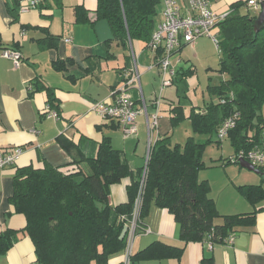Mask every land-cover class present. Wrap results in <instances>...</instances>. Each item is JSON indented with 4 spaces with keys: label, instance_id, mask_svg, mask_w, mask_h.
Masks as SVG:
<instances>
[{
    "label": "crops",
    "instance_id": "obj_1",
    "mask_svg": "<svg viewBox=\"0 0 264 264\" xmlns=\"http://www.w3.org/2000/svg\"><path fill=\"white\" fill-rule=\"evenodd\" d=\"M207 1L217 14L230 13L234 3H243L238 8L239 13L259 12L248 0ZM178 4L187 13L186 0H178ZM96 8V0H42L36 8L18 12V0H0V52L13 48L21 56L20 63L14 65L12 59L0 55V150L22 149L13 164L0 167V234L6 229L18 231L10 248L0 253V264H36L33 243L22 231L25 216L14 210L10 200L16 169L44 164L75 166L74 161L95 154L103 137H108L112 147L124 153L133 169L144 167L148 148L159 138L169 137L171 144L181 146L190 138L197 142L210 139L203 148V167L198 170L197 179L207 182V195L220 215H254L252 220L234 227L230 233L234 237L231 244L216 242L210 249L204 238L181 240L173 214L152 201L133 239L132 252L137 258L131 264H200L203 259H209L208 264H264V197L250 202L238 190L243 185H261L264 189V179L238 162L225 161L234 152L228 134L218 140L216 132H198L193 127L189 118L192 113L204 112L208 103L220 102V97L208 88L214 85H206L202 105L174 86L177 82L182 88L184 84L188 87L195 81L194 62L202 61L204 67L213 71L208 62L200 58L201 54H196V46L203 40L198 37L192 43H183L172 56L175 79L163 90L156 106L154 93L159 88L161 74L157 66L151 70H147V66L158 60L159 53L151 51L147 42L136 39L128 41L125 47L114 38L105 19H96ZM162 9L163 0H160L155 26L161 19ZM82 15L86 19H78ZM217 28L215 24L211 33L215 34ZM66 38L69 41H65ZM135 67L140 73L146 113L140 95L131 89L140 113L136 118V133L125 137L121 125L103 119L92 106L98 101L110 102ZM46 89L51 90L58 119L43 114L48 103ZM156 114L157 123L148 132V125ZM59 136L74 143V147L67 151L58 142ZM78 165L86 168L87 162ZM129 184L130 178L126 177L110 186L108 202L111 206L127 201ZM214 220L221 221L219 217ZM151 244H163L171 250L166 257L140 256ZM159 252L157 245L153 255ZM121 260L119 251L108 257L107 264H121Z\"/></svg>",
    "mask_w": 264,
    "mask_h": 264
},
{
    "label": "trees",
    "instance_id": "obj_2",
    "mask_svg": "<svg viewBox=\"0 0 264 264\" xmlns=\"http://www.w3.org/2000/svg\"><path fill=\"white\" fill-rule=\"evenodd\" d=\"M159 1L96 0V19H105L114 38L125 47L128 41L135 39L148 43L155 28ZM242 5L234 3L228 16L216 24L220 54L217 71L223 78L208 88L224 101L208 103L204 112L192 113L189 117L196 131L216 132L225 117L237 112L236 123L228 132L234 152L264 141L261 111L264 106V27L255 31L253 24L258 12L239 13ZM78 17L86 19L83 15ZM46 91L48 103L57 110L51 90ZM57 140L67 151L74 147V143L64 137L59 136ZM207 141L190 138L181 146L171 144L169 137L159 138L150 146L144 167L133 169L124 153L113 148L108 137H103L95 154L74 161L75 166L44 164L17 168L10 200L14 210L25 216L22 231L33 243L35 263L107 264L108 257L124 246L126 219L139 189L142 196L139 229L142 216L154 201L173 214L181 240L201 241L209 235L221 242L234 227L252 220L254 215H220L216 210L207 195V182L197 179ZM82 161L87 162L86 168L78 165ZM126 177L130 178L127 201L111 206L108 202L110 186ZM238 190L250 202L264 197L261 185H243ZM218 217L220 223L214 220ZM17 232L6 229L0 234V253L10 248L17 239ZM157 245L160 252L153 255ZM170 250L163 244H151L140 256L166 257ZM136 258L137 254H133L132 261ZM208 263L209 259L200 262Z\"/></svg>",
    "mask_w": 264,
    "mask_h": 264
},
{
    "label": "built area",
    "instance_id": "obj_3",
    "mask_svg": "<svg viewBox=\"0 0 264 264\" xmlns=\"http://www.w3.org/2000/svg\"><path fill=\"white\" fill-rule=\"evenodd\" d=\"M42 0H18V12H26L36 8ZM249 5L254 6L256 10H260L261 0H248ZM187 13H184L178 4V0H163V9L161 19L153 29L148 47L151 51L159 53V58L156 62L150 63L147 70H151L154 66L159 68L161 81L158 88V96L154 97V104L159 105L163 90L172 85L175 79V69L171 64L172 56L181 47V45L192 43L200 36L211 37L218 49V40L215 34L211 33L212 28L219 21L224 20L228 16L227 13L217 14L214 12L207 0H186ZM65 41H69L68 38ZM0 55L12 59L14 65H18L21 61L20 53L13 48H4ZM134 89L141 97L146 113V106L142 96L140 76L135 67L130 75H127L118 88L113 99L108 101H98L93 104L92 109L103 119H108L117 122L123 128L125 137L136 133V118L140 113V109L135 106L130 90ZM221 102L224 99H220ZM43 114L48 118H59L58 110L47 103L43 109ZM237 112L225 117L217 127L216 137L218 140H223L236 123ZM157 123V114L154 116L152 124L148 125V132L151 127ZM32 132H35L34 130ZM22 149L15 148L10 152L0 150V167L11 165L20 155ZM150 147L148 148L146 161L149 155ZM239 159H244L252 164L257 169L264 172V141L261 144L255 145L250 149H239L225 158L226 162L235 163ZM145 161V162H146ZM144 172L142 175L143 176ZM141 189L138 190L132 205L131 212L126 219L127 232L125 236L124 246L121 250V264L132 263V243L137 231L139 230L140 209H141ZM233 233L223 238L221 242L231 244L233 242ZM209 248L211 249L216 243L209 235L204 237Z\"/></svg>",
    "mask_w": 264,
    "mask_h": 264
},
{
    "label": "rangeland",
    "instance_id": "obj_4",
    "mask_svg": "<svg viewBox=\"0 0 264 264\" xmlns=\"http://www.w3.org/2000/svg\"><path fill=\"white\" fill-rule=\"evenodd\" d=\"M200 37L201 38H199V40L201 39V40H203V42H202V44L198 45V47L196 46V49H197L196 54H197V56L201 54L200 58L206 60L209 64V66H211L213 71H211L209 67H204L202 61H201V63L199 61H197L196 63L193 61L194 65H195V73H196L194 75V76H196L195 81L192 82L190 85L188 84L189 85L188 87H186L184 84L183 88H182V85H179L177 82H174V86H177L179 92H183V91L186 92L184 94V96H187L188 98L190 96L194 102H199V105H202L203 104L202 95L204 93H206V85L207 84L217 85L223 77L217 71L218 65H219L218 60H219L220 54H219V50L216 48V46L214 44V41L208 36H200ZM139 76H140V73H139ZM208 76H210V77H208ZM157 88L155 89V93H154L156 96H158V92H157L158 89ZM182 89H183V91H182ZM143 90H144L145 95H147V89H146L145 85H143ZM204 98L206 99L207 95H205ZM161 99H162V97H161ZM164 100H166V99H164ZM180 102L182 104H185L184 107H186V109H187V105H186L185 101L182 100ZM261 111L264 115V106H263ZM225 141L226 142H224V143H225V145H227V140L225 139ZM213 147H216V146L213 144Z\"/></svg>",
    "mask_w": 264,
    "mask_h": 264
},
{
    "label": "water",
    "instance_id": "obj_5",
    "mask_svg": "<svg viewBox=\"0 0 264 264\" xmlns=\"http://www.w3.org/2000/svg\"><path fill=\"white\" fill-rule=\"evenodd\" d=\"M253 25H254L255 31H258L264 27V3L263 2L260 4V10H259V12H258V14L254 20ZM237 162L241 167H243L249 171L254 172L258 176H260L262 179H264V172L261 171L260 169H257L256 167H254L248 161H246L244 159H239Z\"/></svg>",
    "mask_w": 264,
    "mask_h": 264
}]
</instances>
